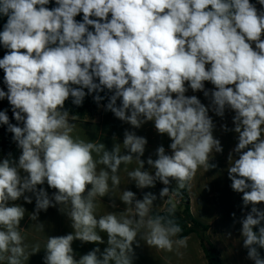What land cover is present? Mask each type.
I'll use <instances>...</instances> for the list:
<instances>
[{"label": "clouds", "instance_id": "clouds-1", "mask_svg": "<svg viewBox=\"0 0 264 264\" xmlns=\"http://www.w3.org/2000/svg\"><path fill=\"white\" fill-rule=\"evenodd\" d=\"M50 2L0 0V15L7 17L0 31L7 91L0 88V100L7 99L17 122L4 110L0 125L21 150L18 161L0 160V261L24 264L40 252L36 245L26 255L20 231L26 209L15 203L31 204L33 196L31 220L58 205L73 229L48 237L44 264H133L138 237L158 250L186 248L189 237H179L182 228L171 215H151L155 194L137 199L125 189L120 201L127 214L119 217H97L95 199L120 185V167L133 159L140 167L128 177L138 189L159 181L162 199L172 181L178 189L190 187L198 167L216 168L209 157L223 152L210 109L219 117L230 109L237 143L227 158L233 161L228 178L242 194V210L251 206L238 221L243 247L253 264H264V209L257 207L264 203V12L250 0H55L49 8ZM205 82L214 87L207 90ZM189 88L210 96V105L186 95ZM105 90L112 93L107 111L134 129L154 122L158 134L170 138L172 154L161 145L155 160H142L147 139L129 130L123 153L119 145L108 150L73 137L65 102L80 106L95 93L99 104ZM98 165L104 167L97 171ZM45 183L56 190L51 197L38 187ZM36 226L44 230L43 222ZM100 233L107 234L103 251L95 247L75 258L73 242L103 244Z\"/></svg>", "mask_w": 264, "mask_h": 264}, {"label": "crops", "instance_id": "crops-1", "mask_svg": "<svg viewBox=\"0 0 264 264\" xmlns=\"http://www.w3.org/2000/svg\"><path fill=\"white\" fill-rule=\"evenodd\" d=\"M258 10V12H264V6L260 5L258 0H250ZM5 22L0 20V31H3V26ZM264 39V36H262ZM254 47V45H253ZM7 49L0 45V58H3ZM3 70L0 69V88L7 91L6 86L3 83ZM77 87V86H74ZM214 86L210 82H205V88L211 90ZM186 95H196L200 101L206 106L210 105L211 97H205L203 92H192L189 88ZM109 102L107 100L104 104H97L94 101L93 96L86 95L82 105L77 106L72 103V99L69 98L65 102V109L70 113L69 121L74 124L75 127L71 135L73 137L84 140L85 142H93L96 144L103 143L106 149L111 150L113 145H119L121 152H124L123 139L125 130L134 131L136 135L145 137L147 139V145L145 148L144 155L141 157L142 160L146 161L149 157L153 160L157 158L156 149L159 146L165 148L166 154L171 155L172 150L169 145L171 143L170 138L167 134H158L154 127V122L148 121L144 123L140 128L134 129L130 124L122 122L114 116L111 111L105 109L106 104ZM120 100H117V105L119 106ZM7 110L10 122L16 124L17 122L13 118V113L11 111V106L9 105L7 99L0 100V111ZM73 115L75 119H73ZM209 115L212 117L215 124V129L213 135L221 141L223 152L222 153H212L209 157L210 163L217 164L220 158L223 157L224 153L231 152L237 143V134L232 131L234 125L232 118L234 112L230 109L225 110L223 117L215 115L213 111H209ZM222 125H227L228 131L222 128ZM22 126V124L20 125ZM21 150L17 147L16 143L12 140V134L7 131L6 125H0V160L4 158H11L18 161ZM94 159H98L96 153H93ZM103 165H98L97 171L103 168ZM140 167L139 161L133 159L129 164H122L118 172L120 178V185L111 190L108 196L103 198L97 196L95 199V215L97 217L107 215L108 213H115L118 217L121 214H127L126 205L120 201V197L125 189L131 190L136 193L137 199H142L144 193L151 192L157 196L154 201V205L151 208L152 211H165L168 203L167 196L164 198L159 197L160 190L165 187L161 182L157 181L155 187L138 189L135 183L132 182L128 173ZM145 170L152 171L150 166L145 163ZM211 170V169H210ZM210 170H206L204 166L198 167L195 175L190 180V187L187 188V194L190 201V211L192 216L196 219L195 212V196L202 195L208 196L207 199L212 205L214 210L218 212H237L246 213L250 210L249 206L242 210V200L240 193L234 192L230 185L231 181L228 178V174L225 175H200L201 173H209ZM24 173H22L23 175ZM213 181V188L210 185ZM109 186L111 189V181L109 180ZM170 186V185H169ZM47 191L51 197L55 189H51L45 183L42 186ZM90 187V186H89ZM27 195H32L27 193ZM214 197L211 199L210 197ZM207 201V202H208ZM15 203L22 205L26 209L25 217L21 221L20 231L21 235L24 237V243L27 246L25 249L26 255H29L33 247L39 245L40 252L29 255V259L24 261V264H44L43 257L45 256V245L49 236H61L73 231L71 227V221L69 218L59 211V206L49 207L47 211H41L39 213V221H33L29 217L35 209V197L33 196V202L31 204L26 203L23 198L16 201ZM115 204V207L112 205ZM173 206V205H172ZM209 206V205H208ZM181 206H175L174 209L179 210ZM257 207L264 209V203L257 205ZM197 220V219H196ZM198 221V220H197ZM39 222L44 223V230L41 231L37 228ZM209 227V226H208ZM99 231V230H97ZM212 228L209 227L207 237L211 238V244L216 248L219 253L220 247L216 246V242L212 239ZM103 236L105 243L103 244H93V243H82L79 240L73 242L72 247L74 249L75 258L79 259L80 256L87 254L95 247H99L101 251L107 246V234L100 233ZM139 240V246L133 245L134 248V258L133 264H210L204 250L201 246L200 239L197 235L193 234L189 237L186 248H179L172 252H167L164 250H158L155 247H148L143 240ZM243 242V241H242ZM243 244L240 248H236L232 252L233 259H237L240 262L238 264H253V261L247 259L245 263L242 259L237 257L238 254L242 252ZM238 249V250H237ZM179 253V254H178ZM220 255V253H219ZM221 258V255H220ZM222 259V258H221ZM0 264H7V260L0 261Z\"/></svg>", "mask_w": 264, "mask_h": 264}, {"label": "rangeland", "instance_id": "rangeland-1", "mask_svg": "<svg viewBox=\"0 0 264 264\" xmlns=\"http://www.w3.org/2000/svg\"><path fill=\"white\" fill-rule=\"evenodd\" d=\"M229 152L224 153L223 157L217 161V167L211 169L208 173H201L200 175H225L228 171V167L232 164V160H228ZM235 155V154H233ZM235 156H233V160ZM228 174V173H227ZM210 184L213 188V181ZM170 192L169 194H174L179 197L181 190L178 189L176 182L172 181L170 184ZM208 196L198 195L195 196L196 204H195V212L196 219L203 225L209 226L212 228V239L216 242V246L220 247V255L222 258V264H238L240 261L237 259H233L232 252L235 251L236 248H240L243 244V237L240 233L241 225L238 222L239 219L245 213H237V212H218L211 207L212 205L207 199ZM214 197H210L211 199ZM208 201V202H207ZM209 205V206H208ZM232 213H235V218L232 216ZM230 233V235H229ZM209 241H211L210 237H207ZM212 242V241H211ZM238 250V249H237ZM264 251V249H262ZM264 257V253L261 255ZM240 259H242L245 263H247V249L242 248V252L237 255ZM249 260V259H248ZM251 261V260H250ZM217 264V263H215Z\"/></svg>", "mask_w": 264, "mask_h": 264}, {"label": "trees", "instance_id": "trees-1", "mask_svg": "<svg viewBox=\"0 0 264 264\" xmlns=\"http://www.w3.org/2000/svg\"><path fill=\"white\" fill-rule=\"evenodd\" d=\"M55 0H51L50 4L47 5L49 8L55 7ZM76 20L80 21L82 20V14L78 15ZM0 20L5 22L7 21L6 16L0 15ZM87 92V90L85 89ZM102 97H104L103 100L100 101L101 104H104L108 97L112 95L111 92H108L105 90L104 92L99 93ZM94 97L96 95L95 93L90 94ZM190 181H188L189 184ZM188 188V187H187ZM187 188L182 189L181 193L179 195V198L182 200V204L179 210L174 209V213L170 214L168 209L172 207V204L170 202L167 203L166 210L159 212V211H152L151 215H164L169 216L171 215L172 218L175 219V222L178 223L181 228L182 232L179 234V237H190L191 235L195 234L199 237L201 246L204 250V253L206 254L208 260L210 261V264H222V259L220 258L219 253L217 252L216 248L211 244V242L207 238V233L209 231V227L206 225L201 224L199 221H197L191 214L190 211V204H188L189 196L187 194ZM178 237V238H179ZM260 254L264 253L262 249H259Z\"/></svg>", "mask_w": 264, "mask_h": 264}, {"label": "built area", "instance_id": "built-area-1", "mask_svg": "<svg viewBox=\"0 0 264 264\" xmlns=\"http://www.w3.org/2000/svg\"><path fill=\"white\" fill-rule=\"evenodd\" d=\"M167 200L172 205L177 206V207L181 206V204H182V200L178 196H176L174 194H168Z\"/></svg>", "mask_w": 264, "mask_h": 264}, {"label": "water", "instance_id": "water-1", "mask_svg": "<svg viewBox=\"0 0 264 264\" xmlns=\"http://www.w3.org/2000/svg\"><path fill=\"white\" fill-rule=\"evenodd\" d=\"M188 204H190V201H188Z\"/></svg>", "mask_w": 264, "mask_h": 264}]
</instances>
